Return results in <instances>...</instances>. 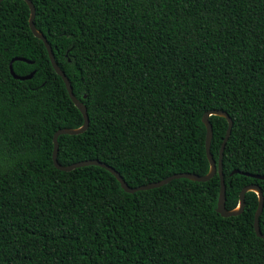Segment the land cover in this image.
I'll return each instance as SVG.
<instances>
[{"label": "trees", "instance_id": "trees-1", "mask_svg": "<svg viewBox=\"0 0 264 264\" xmlns=\"http://www.w3.org/2000/svg\"><path fill=\"white\" fill-rule=\"evenodd\" d=\"M35 25L89 115L58 137L63 165L99 159L130 186L204 175L206 111L233 119L226 207L264 191V0H32ZM25 0L0 2V264H264L258 194L217 212L219 171L126 192L99 165L61 170L54 134L84 115L30 26ZM19 75L35 71L30 79ZM219 159L228 128L211 115ZM239 170V172H235ZM263 176V177H258ZM264 233V209L260 216Z\"/></svg>", "mask_w": 264, "mask_h": 264}, {"label": "water", "instance_id": "water-1", "mask_svg": "<svg viewBox=\"0 0 264 264\" xmlns=\"http://www.w3.org/2000/svg\"><path fill=\"white\" fill-rule=\"evenodd\" d=\"M1 1H3V0H0V2ZM25 1L28 3L30 10H31L30 26H31L33 33L35 34L36 37L43 40L45 46L47 47L51 62L53 64L55 70L63 78L72 100L74 101L76 106L81 110V112L84 115V124L81 127L60 128L54 134V138H53L54 139L53 161H54V164L56 165L57 168H59L61 170H67L68 171V170H72V169H75L77 167L86 166V165L102 166V167L106 168L107 170H109L117 178V180L120 182L122 188L128 193H135L136 191H139V190H145V189H152L155 187H160V186H163V185L169 183L170 181H172L173 179H176V178H189V179L194 180V181H207L210 178H212L219 171V175L221 178V186H220V194H219V199H218V204H217V212L220 213L222 216H225V217L241 214L245 208L246 193L250 190L255 191L258 194L259 202H258V207H257L256 213H255L254 227H255L257 235L259 237L264 238V233L262 232L261 227H260V216H261L263 209H264V191L260 186H258V185H247V186H245L240 192L239 205L235 209H228L226 207V182H225V176L223 173L222 160H223V152H224L226 143L230 137L234 122H233L232 117L229 115V113L222 110V109H213V110L206 111L202 117V121L205 124L206 129H207V132H206V150H207L208 159L210 161V170L208 173H206L204 175H199V174L192 173V172H179V173L172 174V175H170L166 178H163L161 180H158V181H152V182H149L146 184H142V185H138V186L133 187V186H130L128 184V182L124 179V177L121 175V173L118 170H116L111 165H109L106 162H103L99 159H87V160L71 163L69 165L61 164L58 160V152H59L58 137H59V135H61V134H79V133L84 132L89 125V115H88L87 108H86L85 104L81 100H79L77 98V96L74 94L73 86L71 84L69 77L67 76L65 71L57 63L54 51H53L52 46H51L50 42L48 41L47 37L44 35V33H42L41 31H39L36 28V25L34 22L35 15H36V8H35L34 3L32 2V0H25ZM16 60H27V59L24 57L16 56L11 60L10 70H11L12 75L15 78L21 79V80L32 78L35 71H32L28 75H19L15 72L14 67H13V63ZM27 61L32 62L30 60H27ZM213 114L223 116L228 121V128H227L226 135H225V138H224L222 146H221V153H220V157L218 160L215 159V157L213 156V154L211 152V145H212V138H213V125H212V122L210 121V116ZM235 172H239V170H235L234 173ZM258 177H263V176L258 175Z\"/></svg>", "mask_w": 264, "mask_h": 264}]
</instances>
